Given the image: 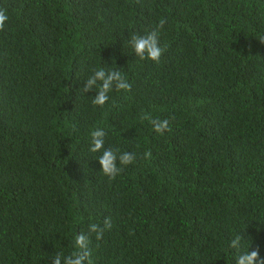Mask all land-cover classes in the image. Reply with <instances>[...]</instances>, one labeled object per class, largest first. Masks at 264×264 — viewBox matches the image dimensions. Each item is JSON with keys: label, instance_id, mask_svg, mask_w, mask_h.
I'll use <instances>...</instances> for the list:
<instances>
[{"label": "trees", "instance_id": "trees-1", "mask_svg": "<svg viewBox=\"0 0 264 264\" xmlns=\"http://www.w3.org/2000/svg\"><path fill=\"white\" fill-rule=\"evenodd\" d=\"M0 264H51L90 223L92 264L264 258V0H0ZM161 18L159 62L129 44ZM119 70L103 107L83 87ZM168 119L159 134L145 114ZM135 154L110 180L91 152ZM151 150L150 160L143 154ZM242 237L239 248L231 241ZM87 264V262H86Z\"/></svg>", "mask_w": 264, "mask_h": 264}, {"label": "clouds", "instance_id": "clouds-1", "mask_svg": "<svg viewBox=\"0 0 264 264\" xmlns=\"http://www.w3.org/2000/svg\"><path fill=\"white\" fill-rule=\"evenodd\" d=\"M9 20L8 10L0 7V31L4 30L6 22ZM167 23L166 18H161L158 25L150 32L144 35L133 34L129 40V44L133 49L135 55L140 60L150 59L155 62H159L163 52L166 50V46H161L159 41L160 30ZM259 40L264 42V37H260ZM117 92L124 91L130 92L132 85L128 82L126 76H124L119 70L107 71L104 68L94 69L93 73L86 80L83 90L89 92L95 89L96 95L92 100L94 106L103 107L109 100L108 93L113 90ZM141 119L148 120L153 125V130L159 134H163L166 130L171 131L168 119H153L149 114H145ZM106 133L102 128H96L91 131V146L89 151L95 153L103 149L102 155L98 158L101 170L110 180H114L117 175L123 170L119 165L132 164L136 157L134 153L129 151L121 152L120 149H113L112 147L104 148V137ZM152 157L151 150L146 151L143 154L144 159L150 160ZM111 218H105L103 227L96 223H90L88 226V232H79L74 238V250L68 255H64L61 252H57L52 258L51 264H92L91 250L89 248L90 235L95 234L96 240H101L104 235L105 229H111ZM242 237L237 235L231 241L232 248H239ZM236 264H264V258L260 257L259 249L252 251H246L240 254L236 258Z\"/></svg>", "mask_w": 264, "mask_h": 264}]
</instances>
